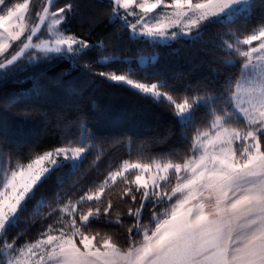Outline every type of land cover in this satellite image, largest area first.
Instances as JSON below:
<instances>
[{"label": "snow or ice", "instance_id": "1", "mask_svg": "<svg viewBox=\"0 0 264 264\" xmlns=\"http://www.w3.org/2000/svg\"><path fill=\"white\" fill-rule=\"evenodd\" d=\"M32 2L0 0V80L44 62L67 60L75 67L88 50L104 49L102 41L92 45L67 27L77 12L74 0L59 7L44 0L35 23ZM109 6V23L120 21L131 41L154 46L196 42L208 25H220L226 29L222 67L238 75H228L219 88L198 84L180 94L165 80L149 83L155 74L144 60L133 67L101 55L95 63L126 67L97 75L167 102L183 130L184 154L173 149L147 157L141 148L78 198L74 192L62 199L61 189L54 207L41 197L31 213L29 202L52 172L68 167V175L79 173L97 137L81 119L79 136L63 146L15 168L0 165V264H264V17L248 31L256 0H109ZM5 101L7 111L27 104L24 97ZM7 143L0 137V145ZM63 183L59 177L57 184ZM116 185H123L119 203L111 198ZM120 204L127 205V219ZM26 213L55 219L38 238L20 244L22 233L9 239V232ZM113 225L126 227L125 245L104 231Z\"/></svg>", "mask_w": 264, "mask_h": 264}, {"label": "trees", "instance_id": "2", "mask_svg": "<svg viewBox=\"0 0 264 264\" xmlns=\"http://www.w3.org/2000/svg\"><path fill=\"white\" fill-rule=\"evenodd\" d=\"M66 2L68 0H56V6H63ZM74 2L78 5L77 12L67 27L92 45L102 41L104 49L93 47L88 50L84 58L76 61L75 67L67 60L44 62L25 66L22 71L0 80V116L5 117L0 120V137L8 141L7 146L0 145V165L10 164L15 168L18 161L27 163L45 151L63 146L66 138L79 136L78 121L81 119L97 137L79 173L68 175V167L53 171L51 179L36 191L35 199L29 202L28 213L32 212L41 197L54 207L55 196L61 189L62 199L74 192L78 198L91 182L102 181L110 166L114 168L130 157L135 159L141 148L147 157L173 149L180 150L181 157L184 154L180 141L183 130L167 102L157 103L151 98H144L129 86L113 84L97 75L102 71L126 67L119 62L107 67L95 63L101 55H114L119 60L132 61L133 67L137 66L138 57L154 55V63L143 65L150 75L155 74L148 82L165 80L180 94L198 84L219 88L228 75H238L236 69L222 67L223 54L219 45L226 29L218 24L208 25L204 35L196 42L180 40L170 46H154L131 41L129 31L122 28L120 21L109 23V0ZM43 3L44 0H33L31 22H37L36 12ZM262 3L264 0H256L255 15L248 31L264 17ZM19 43L16 42L9 51L16 50ZM86 63L92 64L91 70L84 68ZM137 78L143 79V73ZM9 96L24 97L27 104L7 111L4 104L5 97ZM191 134L189 132V138ZM59 177L64 178L63 185L57 184ZM122 187L114 186L115 191L111 193L116 203H119L117 197ZM128 204H131L130 200ZM47 210V207L41 209V216ZM120 211L127 219V205L120 204ZM28 213L21 217L18 227L10 230L9 239L22 233L18 243L35 240L55 219V214L43 220L41 216H30ZM104 231L114 235L121 245L127 243L126 227L113 225Z\"/></svg>", "mask_w": 264, "mask_h": 264}, {"label": "rangeland", "instance_id": "3", "mask_svg": "<svg viewBox=\"0 0 264 264\" xmlns=\"http://www.w3.org/2000/svg\"><path fill=\"white\" fill-rule=\"evenodd\" d=\"M22 2V1H21ZM157 11H160L159 9H157ZM129 19L131 20L132 18L131 17H129ZM175 30V29H174ZM23 38V37H22ZM138 61H140V60H144L145 61V63H144V65H146L147 63H149V62H151L152 60H155V56L154 55H152V56H141V57H138V59H137ZM62 159V158H61ZM65 163H67V162H65Z\"/></svg>", "mask_w": 264, "mask_h": 264}]
</instances>
